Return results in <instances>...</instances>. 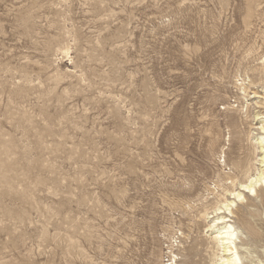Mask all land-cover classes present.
I'll return each mask as SVG.
<instances>
[{"label":"rangeland","instance_id":"rangeland-1","mask_svg":"<svg viewBox=\"0 0 264 264\" xmlns=\"http://www.w3.org/2000/svg\"><path fill=\"white\" fill-rule=\"evenodd\" d=\"M263 56L264 0H0V264H209Z\"/></svg>","mask_w":264,"mask_h":264},{"label":"bare ground","instance_id":"bare-ground-1","mask_svg":"<svg viewBox=\"0 0 264 264\" xmlns=\"http://www.w3.org/2000/svg\"><path fill=\"white\" fill-rule=\"evenodd\" d=\"M263 63H261L260 66L258 65L261 69V72L262 70L264 71ZM253 94L254 98H257L256 93ZM263 115V113L257 112L252 116V120L255 121L256 124L258 123L257 127L254 129L257 135H254L255 137L252 136V139L254 141L244 149L242 156L240 154H237V156L232 158L230 162L228 161L227 163L226 160L224 161L226 162L225 166L230 167V169L232 170V173L228 175L227 178L228 180H230L231 186L227 185L222 188V193L228 194V196H222V193L219 191L221 193L220 196L223 197V200L216 201L215 205L210 208L211 215H209L205 211V213H203L208 214L209 218L211 219L210 225L208 224V226L205 227L207 228V232H211V238L209 237L210 241H208V243L205 242L207 246L206 249L209 252V264H243L242 259H247V262L244 264H261L259 260L254 259L253 255H251L247 249V246L252 245V243L256 242L260 238L261 234L259 230H257L253 226L252 221L251 224L250 221L244 220L242 222V229L247 233L249 240L245 242L241 241L242 244H239L241 230L239 227L235 226L233 222H231V219L234 214V212L232 211V207L235 205L236 201H241L247 196L249 197V194L256 193V188L264 185ZM252 133L253 132H251V134ZM234 186L238 188H233ZM206 211L208 210L206 209ZM247 216L250 217L251 213L247 214ZM196 247H194L193 249L190 248V251L195 250ZM172 258L174 259V257ZM189 264L197 263L191 262Z\"/></svg>","mask_w":264,"mask_h":264}]
</instances>
